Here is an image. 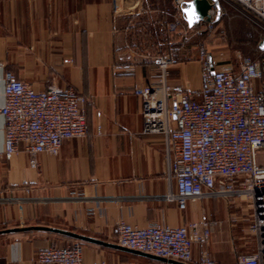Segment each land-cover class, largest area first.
<instances>
[{"label":"crops","instance_id":"crops-1","mask_svg":"<svg viewBox=\"0 0 264 264\" xmlns=\"http://www.w3.org/2000/svg\"><path fill=\"white\" fill-rule=\"evenodd\" d=\"M156 2L0 0V109L7 71L35 91L70 87L87 99L86 137L63 142L55 155H37V167L22 146L10 161L2 159L0 114V264H40L39 250L73 244L85 264L160 263L117 245L121 222L137 228L212 222L207 243L192 247L191 264L204 251L222 264L243 252L239 204L215 195L180 210L169 199L175 184L167 176L165 141L142 133L132 88L150 84L155 58L166 54L151 47L148 29L163 26L170 37L188 29L176 13L163 22ZM168 80L197 93L199 62L175 63Z\"/></svg>","mask_w":264,"mask_h":264},{"label":"built area","instance_id":"built-area-1","mask_svg":"<svg viewBox=\"0 0 264 264\" xmlns=\"http://www.w3.org/2000/svg\"><path fill=\"white\" fill-rule=\"evenodd\" d=\"M189 0H175L177 17ZM209 21L184 29L181 39L214 31L226 3L264 32V0H207ZM170 32L176 26L169 27ZM200 87L197 93L171 84L168 70L175 60L170 54L155 58L156 72L148 85H134L140 101L142 133L160 135L165 141L168 178L175 184L174 200L184 210L189 200L221 196L230 205L243 201L248 230L254 246L228 264H264V66L243 57L235 62L217 60L205 43L197 45ZM3 87V146L1 157L10 161L22 146L29 165L36 156L57 154L63 142L86 137V97L70 87L49 86L35 91L5 72ZM212 222H191L181 227L150 224L137 228L121 222L116 242L121 248L152 256L161 262L191 264L192 247L205 245ZM40 264H85L81 247H50L36 253ZM195 264H222L208 252Z\"/></svg>","mask_w":264,"mask_h":264},{"label":"rangeland","instance_id":"rangeland-1","mask_svg":"<svg viewBox=\"0 0 264 264\" xmlns=\"http://www.w3.org/2000/svg\"><path fill=\"white\" fill-rule=\"evenodd\" d=\"M222 9L223 16L218 20L214 31L211 33H202L200 36L191 37L189 36L190 32L187 31L188 39H181L180 35L182 33L170 37L175 43L176 40L180 43L182 41L185 42L183 49H181L180 52H178L177 57L174 58L175 62L185 63L188 61H197L198 54L195 51V47L202 43H205L208 52L217 60L235 62L248 55L249 51L245 43L246 32L255 31L262 35H264V32H262V30L253 24L247 17L226 3H222ZM191 51L194 53V56H192L193 54H191ZM195 55L197 57H195ZM236 204H239L237 212L240 215L244 227H246L244 233L246 245L242 249V253H246L254 246L253 237L248 230L249 220L244 202L237 201Z\"/></svg>","mask_w":264,"mask_h":264},{"label":"trees","instance_id":"trees-1","mask_svg":"<svg viewBox=\"0 0 264 264\" xmlns=\"http://www.w3.org/2000/svg\"><path fill=\"white\" fill-rule=\"evenodd\" d=\"M158 5H163L162 13H163V22L170 23L172 22L174 16H175V9L174 7L167 3L162 4L161 0H157L156 2ZM181 23L186 25L185 21L183 19L180 20ZM163 27V26H162ZM159 25H152L148 29V33H150L149 36V42L151 43V47L155 48L158 52H166L167 54H170L173 58H176L178 55V52L183 49V45L185 42H177L175 43L170 38V33H168L167 29H163ZM262 38H264V35L258 34L255 31H247L245 34V43L248 47V55L246 57H249L253 60H258L261 62L262 66H264V52L259 50V43L261 42ZM193 41V40H192ZM195 57H197L195 55Z\"/></svg>","mask_w":264,"mask_h":264},{"label":"water","instance_id":"water-1","mask_svg":"<svg viewBox=\"0 0 264 264\" xmlns=\"http://www.w3.org/2000/svg\"><path fill=\"white\" fill-rule=\"evenodd\" d=\"M209 8H210V4L208 3L207 0H189L185 2V6L181 9V13L183 16V20L187 24V27L192 28L194 25L198 24L201 21H204V20L209 21V15L207 14V11ZM258 47H259V50L264 52V38H262ZM132 252H135V251H132ZM136 253H139V252H136ZM169 263L170 264H182V263L173 262V261H170Z\"/></svg>","mask_w":264,"mask_h":264},{"label":"snow or ice","instance_id":"snow-or-ice-1","mask_svg":"<svg viewBox=\"0 0 264 264\" xmlns=\"http://www.w3.org/2000/svg\"><path fill=\"white\" fill-rule=\"evenodd\" d=\"M193 15H194V13H193Z\"/></svg>","mask_w":264,"mask_h":264}]
</instances>
